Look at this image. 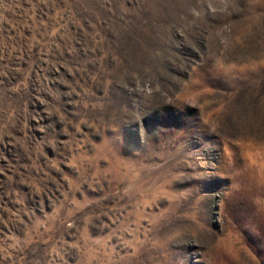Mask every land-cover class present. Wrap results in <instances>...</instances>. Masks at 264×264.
I'll return each mask as SVG.
<instances>
[{"label":"rangeland","instance_id":"1","mask_svg":"<svg viewBox=\"0 0 264 264\" xmlns=\"http://www.w3.org/2000/svg\"><path fill=\"white\" fill-rule=\"evenodd\" d=\"M0 264H264V0H0Z\"/></svg>","mask_w":264,"mask_h":264}]
</instances>
